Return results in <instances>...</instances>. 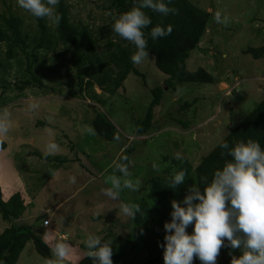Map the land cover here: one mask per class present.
<instances>
[{"label": "rangeland", "instance_id": "rangeland-1", "mask_svg": "<svg viewBox=\"0 0 264 264\" xmlns=\"http://www.w3.org/2000/svg\"><path fill=\"white\" fill-rule=\"evenodd\" d=\"M69 1L72 20L81 21L95 31L98 26L108 25L109 14L100 8V1ZM189 1L210 12L211 17L198 48L191 51L186 60V68L196 71L202 67L215 81L212 84L182 83L175 91L165 87L160 104L153 109L152 128L146 135L136 136V122L144 117L152 98L150 89L164 86L167 78L149 54L136 65L143 76L129 74L113 95L104 94L105 103L99 106L124 140V146L120 142H109L96 132L91 135L82 131L85 126L92 127L91 113L85 105L92 102L71 95L77 85L75 75L70 71L68 46L59 44L54 52H38L33 74L41 80L42 87H27L23 91L16 87L29 78L24 72V64L17 65L22 55L10 60L8 68H0V79L6 78L10 82L9 86L0 87V109L7 108L12 119L6 148L0 149V192L3 200L15 193L23 199L26 210L16 223L34 225L36 233L43 235L45 230H41L40 223L48 215L52 218L50 230L59 231L54 241L66 239L76 246L91 232L98 236L108 230L124 236L131 233L135 239L130 244L132 251L145 254L144 259L153 261L150 264H164V249L160 245L166 234L164 224L171 220V202L176 200L185 206L183 200L192 183L179 185L150 210L144 223L148 230L143 234L133 227L131 231L125 228L131 219L117 210L119 204L147 200L153 205L147 198L150 186L147 181L152 176L167 175L170 162L164 157L171 158L179 152L193 167L196 166L200 157L211 151L264 97V57L254 59L243 54L247 47L264 45V0ZM11 4L29 22L28 12L18 7L17 0H12ZM216 11L230 18L228 26L215 22ZM47 23L54 28L48 20ZM4 51L5 47L0 45V60ZM94 89L97 94H103L98 87ZM30 99L39 103L38 109L28 110ZM184 103L190 105L185 108ZM179 120L190 125L184 127L177 122ZM50 140L60 145V152L42 159L40 155ZM132 145L131 178L140 179L142 187L136 192L125 190L119 200H111L102 192L108 186L105 178L114 174L115 162H121L126 149ZM32 152L38 155L34 156ZM55 156L58 158L52 159ZM59 158L65 161L61 162ZM154 163L159 166V171L154 170ZM73 176L75 183L70 180ZM54 210L57 213L52 215ZM97 212L101 215L97 216ZM8 225L0 217V233ZM100 229L106 231L96 234ZM193 231L194 224H190L186 232L192 234ZM122 242V247L116 245L118 250L113 251V264H135L136 258L141 256L132 258L136 254L126 252L123 257L127 248ZM118 246L124 249L120 250ZM72 249L79 252L76 247ZM241 254L242 251L233 253L222 247L216 264H231L232 257ZM47 261L29 241L16 264H47ZM65 264H73V260L68 259ZM192 264H201V261L194 258Z\"/></svg>", "mask_w": 264, "mask_h": 264}, {"label": "trees", "instance_id": "trees-1", "mask_svg": "<svg viewBox=\"0 0 264 264\" xmlns=\"http://www.w3.org/2000/svg\"><path fill=\"white\" fill-rule=\"evenodd\" d=\"M11 1L0 0L2 4L0 9V45L5 47L3 59L0 60V68H8L10 60L19 59V56L22 55L23 58L17 60V65L21 67L24 64V72L28 73L29 78L20 82L21 85L16 87L20 91L32 86L42 87L41 80L33 74V66L38 62V52L42 50L54 52L59 44L68 46L70 71L74 73L77 85V90H73L71 95L81 99H89L92 102L85 105L91 113V125L99 136L109 142H120L124 146L123 139L120 138L119 141L114 139L119 133L99 109V106L105 103L104 94L113 95L129 74L143 76L131 60V56L136 51L135 46L119 37L111 28L115 18L134 6L133 0H98L101 4L100 8L109 14L107 16L109 23L106 26H98L96 31L81 21L72 20L70 14L71 2L69 0H60L57 5L56 11L62 18L60 24L58 26L54 25L53 29L48 25L47 19H38L30 13H28L30 20L26 22L23 18L24 15L13 8ZM165 2L167 3L168 0H165ZM169 6L177 8L179 10L178 14L164 16L153 12L151 9H143L152 21L145 29L149 54L153 56L157 69L167 78L164 86H155L150 89L152 98L144 117L136 122V136L146 135L152 128L153 109L160 104L165 87L175 91L182 83L212 84L215 81L213 75L202 67H199L196 71H188L186 68V60L189 58L190 52L198 48L201 38L204 36L211 17L210 12L197 7L189 0H171ZM31 21L33 22L31 23ZM156 25L165 28L171 25L172 33L153 41L149 33L151 28ZM243 54H249L254 59L262 58L264 57V45L247 47ZM3 85L9 86L10 82L6 78H1L0 87ZM94 87H98L103 94H97ZM189 105L190 103H184L183 107L186 108ZM177 122L184 127L190 125L189 122L184 120ZM249 139L259 142L262 149H264V97L248 115L228 130L211 151L200 157L196 166L193 167L186 158L177 161L173 157H164L170 162V170L166 169L167 175L165 177L152 176L147 181V184H150L147 198L152 200L154 204L150 205L147 200L135 202L141 206L142 211L136 214L134 220L126 223L125 228L131 231L133 227L142 234L145 230H148L144 223L150 210L162 203L176 189L166 185L175 172L186 169L187 174L184 182H191L192 185L197 184L203 192L205 186L203 178L206 177L207 183H210L214 172L222 169L224 164L232 159L226 154L227 150L222 149L219 145L226 141L231 148L235 144L241 141L247 142ZM5 148V143L0 146V149ZM72 149L74 150L73 146ZM133 152L134 145L126 149L123 157L126 156L131 161L130 154ZM222 153L225 154L222 155ZM32 154L34 156L38 155L36 152H32ZM40 158L49 159V157L45 158L44 155H40ZM57 158L58 156H55L52 159ZM59 159L61 162L65 161L62 158ZM76 159L79 161L78 157ZM121 162L124 161L121 160ZM116 174L119 175V173ZM25 210L20 194L15 193L7 200H3L0 192V217L9 224L0 233V264H16L20 253L29 241L33 242L35 250L40 256L46 260L53 258L51 248L36 233L34 225L16 223V220L23 215ZM103 230L100 229L95 233L101 234ZM85 237L87 238V236ZM100 237L104 241H111L113 251L118 250L116 245L122 247V241H124L127 249L123 248V257L126 256V252H130V254L134 252L130 248V244L135 241L134 235L131 233L124 236L114 230H108ZM86 238H83L77 245V248L83 252V256L80 259H77L78 257L69 258L73 260V264H93V261L86 256L87 249L84 244ZM228 243L225 239L224 247L228 248V251L233 253L242 251V249H231ZM121 247L119 249L123 250ZM134 253L136 255H133L132 258L141 256V258H136L135 264H150L153 262L150 259H144L146 255H143V253Z\"/></svg>", "mask_w": 264, "mask_h": 264}, {"label": "clouds", "instance_id": "clouds-1", "mask_svg": "<svg viewBox=\"0 0 264 264\" xmlns=\"http://www.w3.org/2000/svg\"><path fill=\"white\" fill-rule=\"evenodd\" d=\"M60 0H17L20 9L30 13L38 19H47L53 25H59L61 16L56 7ZM171 0H133V7L115 18L111 28L119 37L132 43L136 51L131 56L135 65L141 64L148 56V39L145 29L152 23L151 18L143 9L164 16L178 14V9L169 6ZM214 20L217 24L228 26L230 18L221 11H216ZM172 26L166 28L156 25L149 33L156 41L172 33ZM35 99H30L27 107L29 111L39 108ZM12 128L11 112L0 109V146L5 143ZM87 134L94 135L95 129L85 126L82 129ZM119 141L120 136L116 135ZM227 150L226 154L232 159L224 164L222 169L214 172L210 183L203 178L205 186L203 192L194 184L185 195L182 206L180 202L172 200L171 220L164 224V264H192L194 257L201 264H216L225 239L231 249H242V254L233 256L231 264H264V149L259 142L249 139L239 142L233 147L224 141L219 145ZM60 152V145L54 140L46 143L43 155H56ZM225 153H222V155ZM182 161L184 157L176 152L173 157ZM124 162H115L114 174L105 178L107 187L103 194L111 200H119L125 190L139 191L142 187L140 179L131 178L128 157H122ZM159 171V166L153 164ZM119 173V175L115 174ZM55 173H53L54 175ZM187 170L175 172L166 184L170 188H177L183 184ZM72 183L76 178L70 177ZM123 216L135 219L141 206L136 203H120L117 209ZM97 216L101 213L97 212ZM48 221H44L46 226ZM194 224L192 234L186 228ZM87 249L86 256L93 264H113V247L111 241H104L100 236L89 234L84 240ZM52 259L47 264H65L73 254L71 244L66 239L55 240L51 247Z\"/></svg>", "mask_w": 264, "mask_h": 264}, {"label": "crops", "instance_id": "crops-1", "mask_svg": "<svg viewBox=\"0 0 264 264\" xmlns=\"http://www.w3.org/2000/svg\"><path fill=\"white\" fill-rule=\"evenodd\" d=\"M57 207V206H56ZM55 213H57L56 212V210H54V211H52V215H54ZM48 219H50V220H52V218L50 217V216H46ZM91 218V217H90ZM68 225V223H66L65 224V226H67ZM40 227H41V230H45L44 231V233H43V235L41 236V238L48 244V246L51 248L52 247V244H53V242H54V237L55 236H57L58 235V230H57V232H54V230L53 231H51L50 229L51 228H49V227H43L42 226V223H40ZM67 228V227H66ZM78 228H80V227H78ZM60 230H63V228H61ZM66 234V233H64V232H62L61 231V234ZM71 246H72V248L73 247H76L77 248V246L76 245H74V244H71ZM77 249H79V248H77ZM76 251V250H75ZM83 256V252L82 251H80V249H79V252L78 251H76V252H74L73 251V254L69 257V258H72V259H74V258H77V259H80L81 257Z\"/></svg>", "mask_w": 264, "mask_h": 264}, {"label": "built area", "instance_id": "built-area-1", "mask_svg": "<svg viewBox=\"0 0 264 264\" xmlns=\"http://www.w3.org/2000/svg\"><path fill=\"white\" fill-rule=\"evenodd\" d=\"M45 220L48 221V224H47L46 226L44 225V221H45ZM50 225H52V223L50 222V219L45 218V219L42 221V226H43V227H49Z\"/></svg>", "mask_w": 264, "mask_h": 264}]
</instances>
